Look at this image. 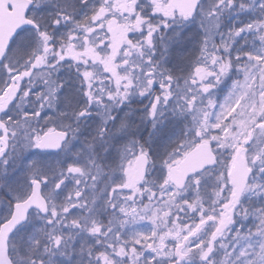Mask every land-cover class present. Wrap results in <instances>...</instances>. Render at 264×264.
Here are the masks:
<instances>
[{"label": "snow or ice", "instance_id": "6c2138e0", "mask_svg": "<svg viewBox=\"0 0 264 264\" xmlns=\"http://www.w3.org/2000/svg\"><path fill=\"white\" fill-rule=\"evenodd\" d=\"M0 264H264V0H0Z\"/></svg>", "mask_w": 264, "mask_h": 264}]
</instances>
